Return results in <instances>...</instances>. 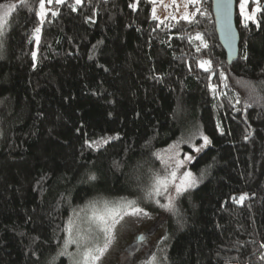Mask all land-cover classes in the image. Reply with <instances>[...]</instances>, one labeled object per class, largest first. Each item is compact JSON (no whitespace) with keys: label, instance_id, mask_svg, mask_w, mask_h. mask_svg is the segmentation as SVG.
Listing matches in <instances>:
<instances>
[{"label":"trees","instance_id":"trees-1","mask_svg":"<svg viewBox=\"0 0 264 264\" xmlns=\"http://www.w3.org/2000/svg\"><path fill=\"white\" fill-rule=\"evenodd\" d=\"M239 3L231 65L210 0L192 23L157 22L147 0H45L43 24L39 0L16 4L0 36V264H68L57 254L73 210L145 194L162 170L157 153L190 137L198 145L199 132L212 143L189 171L204 176L167 214L162 264H264V103L244 109L237 83L264 80V0L250 2L261 11L247 27ZM197 33L206 49L190 41Z\"/></svg>","mask_w":264,"mask_h":264},{"label":"snow or ice","instance_id":"snow-or-ice-1","mask_svg":"<svg viewBox=\"0 0 264 264\" xmlns=\"http://www.w3.org/2000/svg\"><path fill=\"white\" fill-rule=\"evenodd\" d=\"M249 2L250 0H240V14L243 18L242 24L244 27L248 26V21H251L253 24H257L256 15L261 11L260 7H254L251 15H246L245 10ZM252 2L256 3L257 0H252ZM20 3L27 6V0H20ZM52 3L53 0H47V4L51 5ZM55 3L57 5H62L66 3V0H55ZM75 3L76 5H79L81 0H75ZM188 3L195 5L198 3V0H188ZM130 7L135 10L136 5L131 4ZM185 7H187V5H185ZM14 9H16V4L8 5L4 8L2 14H0V36L4 35V22ZM72 10L75 11V7H73ZM196 11H199V9H196ZM46 14L45 0H39V10L36 12V15L40 24L44 23V17ZM51 15L54 17L57 15V12L52 11ZM195 15L196 12H192L191 15L186 12L181 19L192 23V18L195 17ZM153 19H156L155 9L153 10ZM40 32L41 28L39 26L34 29L33 37L37 44L40 40ZM192 39L200 41L201 47L205 49L208 47L207 43L204 42L203 37L199 33H197L195 37H190V41ZM3 48V41L0 40V58H2L3 55ZM196 50L199 52L201 48L197 47ZM36 55L37 53L33 51V61L36 60ZM246 58L247 57H245V59ZM198 66L203 69L204 72H209L210 69H212V63L210 60H200L198 61ZM208 79L211 81L212 76L209 75ZM219 79L224 87H228V77L224 72L219 73ZM237 83L247 89L248 92L247 99L243 102L244 109L264 103V80H261L258 84H253L245 80H239ZM208 87L213 93L214 98H218L220 95H223V93L217 92V88L213 84L210 83ZM236 104H241V99L239 97H236L233 107H235ZM217 128L221 131V134H223L219 124L217 125ZM198 135L202 141L198 145L192 143L193 137L183 141L184 143H187L191 151L196 153L197 156L203 153L204 150L212 143L209 137L204 135L203 132H199ZM101 143L107 144L108 139L94 141L92 143H88L86 141L89 148L99 147ZM180 143L181 141H177L175 144L171 145L168 150L167 161L164 165V170L167 175H156L152 177L150 190L145 189L146 198L152 199L155 203L159 204L164 211L174 215L178 214L177 207L180 197L191 189L197 187L204 176V171L200 173L199 177L194 175L191 171L180 172L181 169L185 168L186 163L190 164L194 160V157L190 154H185L182 158H180ZM211 166V164L208 165L209 168ZM88 179L95 180L96 177L95 175H90ZM170 188L174 189V192H169ZM165 193H168L166 203H160L159 200H155V197L164 195ZM246 198V195H241L239 199L234 202L242 204ZM75 215L80 218L81 223L80 225H77L72 220L69 221V224L65 229L66 238L64 239L63 247L57 255L67 256L70 260V264H107L106 254L109 253V249L116 240V226L120 224V221L125 217H147L149 216V213L139 206L136 199H128L125 197L121 198L119 201L113 202L111 207H109L107 202H105L102 211L94 210L91 215L87 213H85L83 217L80 216V213H76ZM70 245L76 246L77 251L75 253L68 251ZM259 247L260 249H264V243L260 244ZM261 258L264 259V253L261 254ZM147 264H162V258H158L155 254H152L151 259L147 261Z\"/></svg>","mask_w":264,"mask_h":264},{"label":"rangeland","instance_id":"rangeland-1","mask_svg":"<svg viewBox=\"0 0 264 264\" xmlns=\"http://www.w3.org/2000/svg\"><path fill=\"white\" fill-rule=\"evenodd\" d=\"M20 0H0V14H2L5 7L11 4H17ZM152 4V17L153 10L155 9L156 21L160 23L166 22H176L183 20L181 17L187 12L189 15L196 9L202 0H198V3L192 5L188 3V0H147ZM252 0H250L251 2ZM250 2L246 6L245 14L251 15L254 7L250 5ZM76 4V3H75ZM187 5V7H185ZM196 9H194V8ZM238 11L240 14V3L238 5ZM258 14V13H257ZM257 16V15H256ZM45 18V17H44ZM7 19V18H6ZM241 19H243L241 17ZM185 21V20H183ZM251 22V21H248ZM113 136H109L108 141L111 140ZM187 139L180 140V158L185 154H190L194 158L197 156L196 153L192 152L188 147L186 141ZM202 141L200 140V143ZM175 144V143H174ZM173 145V144H172ZM190 149V152H186L185 149ZM170 146L165 150H162L157 153V160L161 167V172L155 174L166 176L167 173L164 170L165 162L167 161L168 150ZM159 157V158H158ZM191 164V163H190ZM186 163L184 169H181L180 172L189 171V165ZM179 175V173H178ZM153 176V177H154ZM178 182V181H177ZM134 187V184L131 185V188ZM139 187V186H138ZM136 187L135 189H140ZM150 190V188H149ZM169 192H174V189H169ZM168 193L164 195L155 197V200H159L160 203H166ZM137 196V194L135 195ZM128 199H136L139 203V206L142 207L145 211L149 213V216H139V217H125L120 221V224L116 226V240L114 241L112 247L109 249V253L106 254L107 264H147V261L151 259V255L155 254L158 258H161V243L166 238V229H167V214L168 212L164 211L159 204L155 203L152 199L146 198V193L141 194L137 197H129ZM109 207L113 203H107ZM105 203H89L83 207H79L73 210L72 216L69 219L72 220L77 225H80L81 221L75 214L80 213V216L83 217L85 213L91 215V213L96 211H102ZM68 221V224H69ZM67 224V226H68ZM141 238L142 241L138 242V238ZM61 250V249H60ZM68 251L75 253L77 251L75 245H70ZM68 264L70 260L67 256Z\"/></svg>","mask_w":264,"mask_h":264},{"label":"water","instance_id":"water-1","mask_svg":"<svg viewBox=\"0 0 264 264\" xmlns=\"http://www.w3.org/2000/svg\"><path fill=\"white\" fill-rule=\"evenodd\" d=\"M218 43L225 53L228 65L239 54V34L235 26L236 0H210ZM142 239L139 238L138 242Z\"/></svg>","mask_w":264,"mask_h":264},{"label":"flooded vegetation","instance_id":"flooded-vegetation-1","mask_svg":"<svg viewBox=\"0 0 264 264\" xmlns=\"http://www.w3.org/2000/svg\"><path fill=\"white\" fill-rule=\"evenodd\" d=\"M140 238V237H139ZM139 238H138V240H139Z\"/></svg>","mask_w":264,"mask_h":264}]
</instances>
